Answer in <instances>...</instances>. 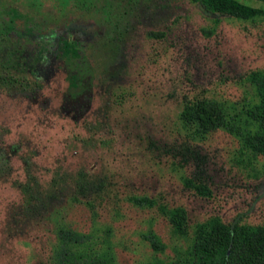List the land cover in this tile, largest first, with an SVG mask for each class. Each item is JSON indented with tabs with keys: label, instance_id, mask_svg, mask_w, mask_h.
<instances>
[{
	"label": "rangeland",
	"instance_id": "obj_1",
	"mask_svg": "<svg viewBox=\"0 0 264 264\" xmlns=\"http://www.w3.org/2000/svg\"><path fill=\"white\" fill-rule=\"evenodd\" d=\"M261 69L264 15L216 22L191 0H0V264L178 260L192 240L160 204L185 207L191 234L212 215L264 222V159L244 145L259 102L246 78ZM187 93L221 101L230 120L193 143L208 199L167 151L191 132Z\"/></svg>",
	"mask_w": 264,
	"mask_h": 264
},
{
	"label": "trees",
	"instance_id": "obj_2",
	"mask_svg": "<svg viewBox=\"0 0 264 264\" xmlns=\"http://www.w3.org/2000/svg\"><path fill=\"white\" fill-rule=\"evenodd\" d=\"M35 1L39 3L42 0ZM51 1L64 4L71 0ZM191 1L213 14L216 22L220 21V16L255 20L264 15V8L239 0ZM8 79V76L0 74V84L6 83ZM246 79L256 87L259 102L247 110L248 119L257 125V129L244 135V145L255 156L264 159V69L252 71ZM179 118L191 132L184 135L187 142L180 145L178 151L176 146L167 151L172 152L175 158L179 157L173 160V164L180 168H189L184 187L198 196L212 198L213 191L206 166L207 157L193 143L202 142L209 135L230 126L226 107L221 101L211 97L187 93L183 97ZM159 208L167 215L173 231L191 237L192 241L180 259L171 262L157 261L152 264H264V222L255 225L239 218L227 222L220 215H212L199 223L191 234L189 214L185 207L167 209L165 205L160 204ZM148 239L154 250H163V245L156 238ZM84 264L113 263L106 259L94 258Z\"/></svg>",
	"mask_w": 264,
	"mask_h": 264
}]
</instances>
